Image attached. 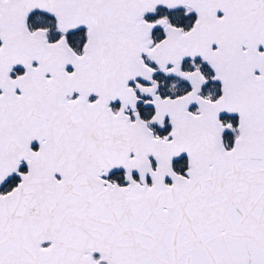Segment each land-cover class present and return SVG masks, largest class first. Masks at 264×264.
Here are the masks:
<instances>
[{
  "label": "snow or ice",
  "instance_id": "6c2138e0",
  "mask_svg": "<svg viewBox=\"0 0 264 264\" xmlns=\"http://www.w3.org/2000/svg\"><path fill=\"white\" fill-rule=\"evenodd\" d=\"M0 264H264V0H0Z\"/></svg>",
  "mask_w": 264,
  "mask_h": 264
}]
</instances>
